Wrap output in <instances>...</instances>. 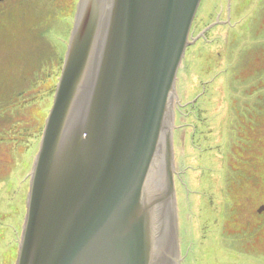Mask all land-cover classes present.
Here are the masks:
<instances>
[{
  "label": "water",
  "instance_id": "water-1",
  "mask_svg": "<svg viewBox=\"0 0 264 264\" xmlns=\"http://www.w3.org/2000/svg\"><path fill=\"white\" fill-rule=\"evenodd\" d=\"M201 1L79 0L15 264L181 263L176 81Z\"/></svg>",
  "mask_w": 264,
  "mask_h": 264
},
{
  "label": "rangeland",
  "instance_id": "rangeland-1",
  "mask_svg": "<svg viewBox=\"0 0 264 264\" xmlns=\"http://www.w3.org/2000/svg\"><path fill=\"white\" fill-rule=\"evenodd\" d=\"M78 2L0 0V264L17 260ZM227 3L230 26L188 47L176 81L180 264H264V0H202L198 30ZM252 29L263 50L243 41Z\"/></svg>",
  "mask_w": 264,
  "mask_h": 264
},
{
  "label": "flooded vegetation",
  "instance_id": "flooded-vegetation-1",
  "mask_svg": "<svg viewBox=\"0 0 264 264\" xmlns=\"http://www.w3.org/2000/svg\"><path fill=\"white\" fill-rule=\"evenodd\" d=\"M229 3L226 4V8L222 11V13L220 14L219 20L215 23V26H211L209 29L207 30H198V28L200 27V20L199 21H194L192 24V28H191V35H190V39L191 41L195 43H198L200 41V39H205V37L207 36V33L212 30L215 29L216 27H224V26H230L229 20H230V13L233 10L231 7H229L228 5ZM198 12V11H197ZM223 14L226 15V20H224L223 18ZM197 15V14H196ZM203 20V18H201V21ZM196 22V23H195ZM193 31V32H192ZM188 106V105H186Z\"/></svg>",
  "mask_w": 264,
  "mask_h": 264
},
{
  "label": "bare ground",
  "instance_id": "bare-ground-1",
  "mask_svg": "<svg viewBox=\"0 0 264 264\" xmlns=\"http://www.w3.org/2000/svg\"><path fill=\"white\" fill-rule=\"evenodd\" d=\"M263 26H264V24H263ZM192 28V27H191ZM247 33V36H245V37H243V41H244V39H246V43L249 45V51L251 52L252 50H254V49H256L258 46V49H260V50H263V46L261 45V42L260 41H262V40H259V41H257L256 39L257 38H255V36H254V34L253 33H255L254 32V29H252L251 30V32L249 31V32H245L244 34H246ZM255 39V40H254ZM252 43H251V42ZM257 43H259V45L257 46ZM252 44V45H251ZM257 46V47H256ZM68 47V46H67ZM188 49V48H187ZM237 259H235V261H236ZM234 264H240V263H237V262H235ZM241 264H243V263H241Z\"/></svg>",
  "mask_w": 264,
  "mask_h": 264
}]
</instances>
